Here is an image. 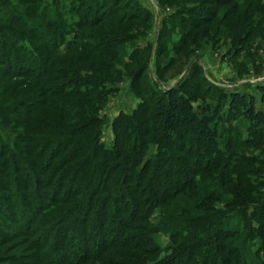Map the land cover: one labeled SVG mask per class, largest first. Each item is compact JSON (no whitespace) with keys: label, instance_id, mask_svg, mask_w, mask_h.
Instances as JSON below:
<instances>
[{"label":"trees","instance_id":"16d2710c","mask_svg":"<svg viewBox=\"0 0 264 264\" xmlns=\"http://www.w3.org/2000/svg\"><path fill=\"white\" fill-rule=\"evenodd\" d=\"M241 1L253 3L256 13L264 10L260 0ZM21 4L22 9L0 20V199L8 204L7 196L13 197L12 210L1 207L0 214L20 225L11 231L0 221V241L30 236L42 211L55 209L56 214L40 220L52 227L36 239L38 264H264V231L252 226L253 218L264 221V199L258 210L254 202L245 201L244 194L256 183L251 176L256 169L238 150L246 141H239L228 125L241 116L264 144V84L256 87L260 108L254 94L230 91L226 110L217 101L201 114L193 110L182 86L163 89L113 119L114 142L105 148L100 111L107 96L118 90L117 61L124 57L123 46L145 33L151 13L132 0ZM254 14L240 13L250 28ZM237 19L227 24L238 35L239 25L243 31L245 27ZM104 22L114 24L97 29ZM139 56L147 54L135 47L126 64H139ZM142 73L140 66L132 86ZM18 126L22 131L16 132ZM222 129L228 135L218 149ZM149 133L165 135L170 150L159 144L156 155L141 163ZM178 134L202 142L216 164L201 166L191 151L183 157ZM230 157L232 162L225 165ZM197 174L206 180L197 183ZM30 184L35 200L47 201L35 206L34 213L26 201H19ZM212 184L230 186L226 192L232 198L223 200V207L215 205L221 193ZM156 207L154 223L150 216ZM158 234L170 240L163 257ZM74 245L80 248L77 254Z\"/></svg>","mask_w":264,"mask_h":264},{"label":"rangeland","instance_id":"374dc122","mask_svg":"<svg viewBox=\"0 0 264 264\" xmlns=\"http://www.w3.org/2000/svg\"><path fill=\"white\" fill-rule=\"evenodd\" d=\"M132 1H136L144 9H147L152 15V20L149 25H144L147 28H145L146 31L143 35L139 36L133 44H125L122 48L125 53L124 57L121 61H117L121 73L115 78L118 90L107 96V101L100 111L104 117L101 132L103 147L110 148L113 145L112 122L120 112L130 113L144 100L153 98L161 93L163 89L171 86L183 87L185 95L192 98V108L197 114L209 110L217 101H221L226 110L230 91L254 94L256 106L260 108L261 104L256 87L259 84H264V10L256 13L254 12L253 3L248 6L247 1L243 2L241 0H216V4H214V0ZM260 1L263 6L264 0ZM220 4H223V6H220ZM234 4H238L237 8L233 7ZM24 6L25 4H21V0H0V20H3L11 10L15 8L19 10ZM190 8L194 9L193 14H190ZM242 11L255 13V16L251 18V20L254 19L255 24L251 28L247 26L248 19L245 20L240 15ZM234 17H238L237 22L245 27L243 31L239 25V36L236 34V30L232 28L234 30L232 31L231 25L227 24L229 19ZM258 20L260 22L256 23ZM110 23L114 24L113 22H104L97 29L107 28ZM240 36L244 37V41ZM135 47L137 50H143V53H146L147 56L135 57V60H140L139 64H126L129 61V54ZM140 66H143V73L132 86L131 78L133 74L137 73ZM154 109L155 106L150 105V111L153 112ZM228 125L235 129L239 141H246L244 145L238 146L240 153L254 162L256 175L251 176L256 183L253 185L252 192L249 194L246 191L244 196L247 199L245 201L254 202L255 206H258L254 210H258V203L264 199V196L261 195V192L264 193V144H260L258 134L254 135L250 132L247 121L241 116L228 121ZM7 127L10 128L11 124H8ZM18 127L15 128L16 132L22 131L21 126ZM14 133L12 132V135ZM222 133L223 136L219 139L221 146L216 147L218 149L222 147L223 141L227 139L225 137L228 133L225 132V129H222ZM183 135L178 134V141H183L185 147L183 157L188 158L186 152L191 151L190 157L194 161L198 160L201 166H206L209 162L216 164L212 152L207 150L202 142L190 140L188 136ZM230 135L231 137L235 136L233 131ZM145 140L147 145L141 156V163L156 155L159 144L162 148L170 150V146L167 144L168 139L163 134L154 135L149 133ZM174 152L178 155V152ZM230 161L232 162L231 157L225 158L223 163L226 165ZM184 162L186 160L181 161V163ZM168 173L169 171L165 170L167 175L165 178L170 175ZM195 180L197 183H202L206 180V176L197 174ZM56 182L57 178L52 181L53 187L51 185L46 187L48 190L44 192L45 195L54 188ZM212 185L217 191L216 194L221 193L218 194L219 196L217 195L218 201L215 202V205L218 208L223 207V200L232 198V194L226 192L230 186L227 188V186ZM34 189V185L30 184L19 194V201H26L27 208L32 213H34L35 206L44 205L47 202L40 203L35 200ZM5 201L0 199V208L5 207L12 210L13 197L8 195L7 201L9 203L7 204ZM68 204H55L54 206L60 205L59 208H61ZM171 206L172 203L167 204V207ZM250 210H252V207H249V213ZM158 211L159 207H156L150 216V220L154 223L157 222ZM56 213L55 209L43 210L42 214L33 223V226H37V231L30 236L27 235L25 238L17 236L16 238L9 240L7 238L0 241V264H38L36 260L37 251L34 249L36 239L40 237L45 228L49 227L48 229H51L52 227L50 224L40 223V220L51 217ZM0 221L8 226L11 231L20 227L17 222L7 220L1 214ZM72 223L74 224V222ZM252 226H259V228H256L264 231V221L262 220L253 218ZM156 240L162 249L159 252L160 257L166 256L167 251L163 247L170 241L169 237L166 234H158ZM94 244L95 242L89 243L93 247ZM74 246V252L77 254L80 248H78V245ZM113 251L116 252V249L111 252ZM34 252L35 257L33 256ZM14 257H19V259L14 260ZM153 257L156 258V255ZM20 258L25 263L21 262ZM87 263L92 264V262Z\"/></svg>","mask_w":264,"mask_h":264}]
</instances>
